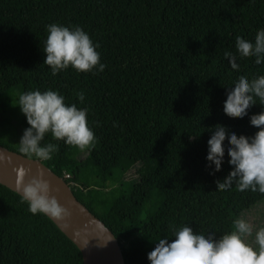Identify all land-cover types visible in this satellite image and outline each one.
<instances>
[{"label":"trees","instance_id":"trees-1","mask_svg":"<svg viewBox=\"0 0 264 264\" xmlns=\"http://www.w3.org/2000/svg\"><path fill=\"white\" fill-rule=\"evenodd\" d=\"M49 24L82 28L98 45L104 71L69 66L52 75L43 51ZM260 30L264 0H0V144L20 153L18 126L29 127L13 106L20 94L56 91L65 104L87 109L96 140L79 155L48 133L42 145L59 150L40 161L60 176L70 173L64 180L116 237L123 264H150L158 240L175 239L183 226L218 239L235 230L240 211L264 198L235 183L217 190L233 168L227 138L220 171L210 174L215 165L206 159L215 125L237 136L259 130L250 124L264 111L258 98L243 118L223 108L240 76L264 75V62L236 49V37L254 43ZM225 52L236 55L238 70ZM134 163L137 175L121 183ZM125 219L136 226L121 244ZM0 264H81V255L47 216L32 214L0 183Z\"/></svg>","mask_w":264,"mask_h":264},{"label":"clouds","instance_id":"clouds-1","mask_svg":"<svg viewBox=\"0 0 264 264\" xmlns=\"http://www.w3.org/2000/svg\"><path fill=\"white\" fill-rule=\"evenodd\" d=\"M43 51L46 53L44 64L56 75L69 66L77 72H103L106 65L100 62V54L90 36L79 26L69 27L49 24ZM236 49L240 57H255L257 65L264 62V30L256 33L254 43L236 37ZM232 69L238 70L236 55L224 53ZM95 74V73H94ZM227 93L224 113L231 118H243L248 109L257 103L264 105V75L251 81L240 76ZM81 102L84 93H77ZM29 125L19 141V151L27 156H35L41 161L51 160L59 150L57 144L42 145L45 135L51 133L55 140L83 151L91 148L96 140L94 131L89 127L87 109L75 104H65V98L53 90L29 91L19 95L18 103ZM250 124L259 130L252 136H237L228 133L226 126L217 124L208 140L207 161L220 171L224 159L223 142L228 139V163L233 166L230 173L221 181L217 180V190L225 191L235 183L240 192L251 190L264 194V111L250 117ZM115 126V125H114ZM17 190L22 200L29 204L32 214H43L53 220H63L70 215L67 207L56 196L51 195V186L43 173L32 176L25 182L29 170L19 167L16 170ZM64 179V178H63ZM66 181V180H65ZM67 183V181H66ZM68 184V183H67ZM69 186V184H68ZM70 187V186H69ZM234 231L225 233L218 239L214 232L197 234L189 226L174 230L175 239L161 238L148 253L150 264H264V227L255 230L253 247L247 240L253 236L254 226L243 217L234 221Z\"/></svg>","mask_w":264,"mask_h":264},{"label":"water","instance_id":"water-1","mask_svg":"<svg viewBox=\"0 0 264 264\" xmlns=\"http://www.w3.org/2000/svg\"><path fill=\"white\" fill-rule=\"evenodd\" d=\"M29 170L25 182L43 173L51 186V195L67 207L70 215L53 220L54 225L77 247L81 264H123L120 246L108 227L78 201L66 181L38 158L25 156L0 144V183L20 195L17 190L16 169ZM21 196V195H20Z\"/></svg>","mask_w":264,"mask_h":264},{"label":"rangeland","instance_id":"rangeland-1","mask_svg":"<svg viewBox=\"0 0 264 264\" xmlns=\"http://www.w3.org/2000/svg\"><path fill=\"white\" fill-rule=\"evenodd\" d=\"M15 113V111H11L10 114ZM18 130L24 132V128L22 126H18ZM83 153L80 152L79 155ZM137 163L132 164L123 174V177L121 178V183L124 180H131L137 175L136 172ZM243 217L244 219L248 220L250 223L254 226V232L253 236L248 237L247 240L250 244L253 245V247H257L255 244V230L259 229L260 227H264V198L256 201L254 204L249 206L248 208L240 211V214L238 216V219ZM136 226V222L133 219H125L122 226L121 234L119 235V243L125 244V240L127 237V231H129L132 227Z\"/></svg>","mask_w":264,"mask_h":264},{"label":"built area","instance_id":"built-area-1","mask_svg":"<svg viewBox=\"0 0 264 264\" xmlns=\"http://www.w3.org/2000/svg\"><path fill=\"white\" fill-rule=\"evenodd\" d=\"M61 177L62 178H69L70 177V173L63 169ZM67 183L72 184L73 182L71 180H68Z\"/></svg>","mask_w":264,"mask_h":264}]
</instances>
